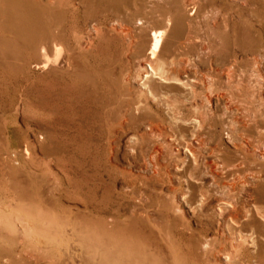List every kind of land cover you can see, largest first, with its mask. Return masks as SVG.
<instances>
[{
	"label": "rangeland",
	"instance_id": "rangeland-1",
	"mask_svg": "<svg viewBox=\"0 0 264 264\" xmlns=\"http://www.w3.org/2000/svg\"><path fill=\"white\" fill-rule=\"evenodd\" d=\"M7 6L0 264H264V0Z\"/></svg>",
	"mask_w": 264,
	"mask_h": 264
},
{
	"label": "bare ground",
	"instance_id": "bare-ground-1",
	"mask_svg": "<svg viewBox=\"0 0 264 264\" xmlns=\"http://www.w3.org/2000/svg\"><path fill=\"white\" fill-rule=\"evenodd\" d=\"M3 1V0H2ZM8 6L5 9L6 14L10 12H14L16 14H20L21 17L18 19L17 24L15 25L22 33L25 31H28V29L25 27L27 24H31V20L38 21V23L41 22L43 13L46 11L47 7L49 8L52 6L55 2V0H49L48 3L44 2V0H4ZM89 1V0H87ZM102 3L107 4V6H112L113 8L118 9L123 3L128 2L130 0H99ZM141 4V2H140ZM3 8L4 7H0ZM10 9V10H8ZM162 35L163 30H153L148 38L149 46L146 48V56L150 58H156L157 57V51L159 50V47L162 42ZM56 51V61L55 63H58V59L63 58L62 50L59 46L55 47ZM48 58H44L40 60L38 63L42 65H47L49 63ZM151 68L153 66L151 65ZM155 68L158 69V67L155 65ZM260 137L257 138L258 142L264 143V132H259Z\"/></svg>",
	"mask_w": 264,
	"mask_h": 264
}]
</instances>
